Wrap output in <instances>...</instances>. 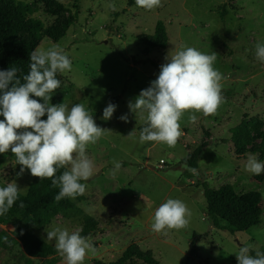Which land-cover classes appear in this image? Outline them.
<instances>
[{
  "label": "rangeland",
  "instance_id": "1",
  "mask_svg": "<svg viewBox=\"0 0 264 264\" xmlns=\"http://www.w3.org/2000/svg\"><path fill=\"white\" fill-rule=\"evenodd\" d=\"M19 1L36 3L38 10L30 16L41 19L45 26L55 21L41 0ZM60 2L76 14V22L65 37L59 41L45 37L37 48L59 45L71 60L70 71L58 72L61 87L50 94V103H64L69 109L83 104L96 124L106 130L86 148L94 174L80 181L86 191L72 198L76 207L60 223L36 228L37 234L47 240L46 230L54 227L70 233L79 230L84 223L83 212L96 217L103 228L87 237L96 251L88 252L83 264L115 261L131 243L152 250L161 264H238L236 254L245 245L253 246L252 256L256 250L264 253V182L245 170L248 154L259 159V153L251 146L252 150L240 156L232 134L244 119L252 122L254 133L264 129V63L255 54L257 43H264V0H161V6L152 10L138 7L135 0ZM159 20L168 30L166 48L145 43ZM182 45L209 55L217 53L213 67L223 77V103L215 115L195 113V122L185 113L180 120L183 134L175 147L140 143L145 119L132 112L128 104L150 86L166 57L181 50ZM109 102L116 109L111 119L104 120L103 110ZM123 115L127 122L120 119ZM41 119L46 120L47 115ZM208 140L200 155L199 171L182 162ZM113 161L121 163L115 174ZM20 168L10 150L0 154V187L16 183L20 192L26 193L33 176L28 169L17 175ZM204 181L215 189L229 183L238 192H261V223L236 233L216 228L208 213ZM169 198L184 202L191 217L187 227L158 234L152 230L154 213ZM12 230V225L0 224L4 238L0 264H66L60 254L29 256ZM47 241L55 244V240Z\"/></svg>",
  "mask_w": 264,
  "mask_h": 264
},
{
  "label": "clouds",
  "instance_id": "2",
  "mask_svg": "<svg viewBox=\"0 0 264 264\" xmlns=\"http://www.w3.org/2000/svg\"><path fill=\"white\" fill-rule=\"evenodd\" d=\"M135 4L152 10L161 6V0H135ZM255 54L257 60L264 63V43H257ZM216 59V52L209 55L183 45L174 55L166 57L167 62L160 66L158 77L128 104L132 112H139L141 119H145L140 143L156 142L175 147L183 134L180 120L185 113H190L191 122L197 120L195 113H202L204 117L216 114L224 99L222 74L213 67ZM29 67L30 71L23 76L24 83L17 78V68L0 71V116L4 117L0 120V154L10 150L16 157V164L21 165L17 175L28 169L33 177L50 179L53 187L59 186L56 202L65 197L75 199L86 191V185L80 181H87L94 174V163L86 155V148L95 144L106 129L96 124L83 104H74L69 109L64 103H50V94L61 87L57 72L71 70V60L63 48L53 45L47 50L32 51ZM33 96L41 98L43 103ZM115 109L116 105L109 102L102 119H111ZM45 114L47 119H41ZM120 119L127 122L126 115ZM113 164L115 174L121 163L113 161ZM68 166L69 170L56 177L58 168ZM245 170L260 175L264 173V163L248 154ZM19 191L16 183L0 187V215L12 208ZM190 217L191 212L184 202L169 198L155 210L152 230L167 235L165 229L187 227ZM46 232L47 240H55L57 252L66 264H83L87 253L96 251L79 230L70 233L66 228L54 227ZM252 247H240L236 254L238 264H264V253L256 250L255 256L249 254Z\"/></svg>",
  "mask_w": 264,
  "mask_h": 264
},
{
  "label": "trees",
  "instance_id": "3",
  "mask_svg": "<svg viewBox=\"0 0 264 264\" xmlns=\"http://www.w3.org/2000/svg\"><path fill=\"white\" fill-rule=\"evenodd\" d=\"M41 1L46 12L56 17L55 21L47 26L41 19L30 16L38 10L36 3L30 5L19 0H0V71L10 70L11 67L17 68V78L21 83H24L23 76L30 71V53L37 50L45 37L53 41L65 37L76 22V14L70 12L60 0ZM168 42L167 27L164 21L159 20L154 34L147 36L145 43L149 47L166 48ZM32 98L36 99L34 96ZM232 134L236 151L240 156H244L251 146H254L259 153V160L264 163V129L254 133L252 122L244 119L232 129ZM208 145L209 140L203 141L182 162L199 171L200 155ZM64 171L67 170L58 168L56 177ZM254 178L264 182V173L254 175ZM202 186L208 213L216 228L236 233L261 223L263 218L261 192H238L229 183L215 189L208 181H204ZM59 191L60 187H53L50 179L40 180L33 177L27 192L19 191V198L12 208L6 214L0 215V224L13 226V235L21 241L29 256L45 258L59 255L55 244L40 237L35 230L60 223L66 219L69 211L76 207L72 198L65 197L56 202L54 198ZM21 203L23 207L20 206ZM83 221L79 229L83 237L87 238L103 228L100 220L85 212ZM3 241L4 238L0 236V245L4 244ZM108 264H161V262L152 250H145L139 244L131 243L117 260Z\"/></svg>",
  "mask_w": 264,
  "mask_h": 264
},
{
  "label": "crops",
  "instance_id": "4",
  "mask_svg": "<svg viewBox=\"0 0 264 264\" xmlns=\"http://www.w3.org/2000/svg\"><path fill=\"white\" fill-rule=\"evenodd\" d=\"M200 162V161H199ZM200 166V165H199ZM156 257V256H155ZM159 260V259H158ZM160 261V260H159Z\"/></svg>",
  "mask_w": 264,
  "mask_h": 264
}]
</instances>
